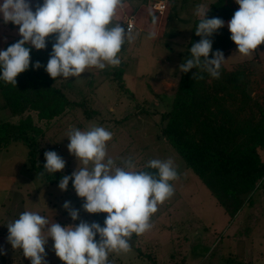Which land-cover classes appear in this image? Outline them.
Masks as SVG:
<instances>
[{
    "label": "rangeland",
    "instance_id": "rangeland-1",
    "mask_svg": "<svg viewBox=\"0 0 264 264\" xmlns=\"http://www.w3.org/2000/svg\"><path fill=\"white\" fill-rule=\"evenodd\" d=\"M134 1L137 4L141 2L139 5L159 2ZM174 1H177V6L173 4L176 13L169 23L166 37L159 44L166 54L153 57L151 51L154 44L147 33L139 34L137 30L132 33L134 39L128 41L118 54L121 60L118 66H106L103 70L90 68L80 78L59 80L58 87L72 102L89 98L100 113L96 118L87 120L84 110L75 106L69 116L51 126L44 144H60L66 165L75 171L77 166L82 165H78L68 151V131L71 128L85 131L93 126H102L113 134L107 142V156L117 164L122 158H131L136 165L135 170L141 171L152 159H171L174 162L179 175V179L170 182L174 195L158 206V211L151 217L150 230L130 240L131 250L128 253L109 254L110 264H154L140 257L138 249L151 254L154 259L156 255L158 264H175L182 259L181 264H223L227 258L238 259L244 264H264V197L255 195L254 204L246 206L234 220L231 219L179 153L162 137L165 126L162 117L172 110L175 95L174 91H164V87L167 82L175 86L181 80L179 66L183 61L184 44L192 33L194 10L197 5L208 7L216 0ZM29 2L32 7L43 4V0ZM231 5L239 9L235 0ZM0 23L5 24L3 17H0ZM2 32L0 51H3L7 41ZM224 58L222 66L228 72L239 64H245L252 80L248 92L262 102L264 44L252 56L243 57L234 49ZM139 59L146 67L138 68ZM161 62L165 65L160 70ZM122 64L126 67L120 85L113 73L122 68ZM139 71L142 72L140 75ZM136 87L141 91L137 92ZM32 116L37 123L36 115ZM10 117V112L3 108L0 95V120ZM13 120L17 122L19 118ZM27 154V147L21 143L11 144L7 150L0 152V264H31L22 250H13L7 241L6 224L18 219L24 211L36 212L62 226L78 225L81 220L89 224L93 222L92 215L82 207L84 199H79L72 192L61 191L58 185H47L36 177V173L29 169ZM66 201L79 210L78 220L73 221L63 208ZM96 240H99L98 234ZM53 243L49 237L45 245L47 264H64L55 255ZM153 247L156 249L153 250ZM175 251L179 254L172 257Z\"/></svg>",
    "mask_w": 264,
    "mask_h": 264
},
{
    "label": "clouds",
    "instance_id": "clouds-1",
    "mask_svg": "<svg viewBox=\"0 0 264 264\" xmlns=\"http://www.w3.org/2000/svg\"><path fill=\"white\" fill-rule=\"evenodd\" d=\"M235 3L239 9L227 25L230 38L237 45V53L249 57L264 44V0ZM124 6L125 0H43L33 11L29 0H2L0 14L4 23L19 26L22 38L0 51V80L16 86L17 76L29 69L31 48L46 49V38L53 35L55 43L45 67L53 80L80 78L90 68L118 66V54L134 39L131 29L115 19ZM209 11L202 4L196 6L194 15L201 19L195 35L201 39L189 48L190 58L184 59L179 69L188 73L201 68L218 79L226 59L220 50L209 59L213 44L209 37L225 22L221 18H206ZM155 36V31L148 33L149 39ZM41 66L39 61L33 65L35 69ZM192 78L203 79V75L195 72ZM112 135L102 126L85 131L71 128L67 148L82 166H77L71 175H62L58 183L61 191H67L72 181L77 196L84 199L85 212L106 213L103 227L84 220L78 225L62 226L33 211H24L6 224L8 243L13 250H22L31 264H47L45 245L49 237L54 241L55 255L64 264H110L109 254L128 253L133 234L140 236L150 230L151 217L158 206L174 195L170 182L179 179V175L171 159L150 160L146 167L157 170L155 173L135 170L131 158H122L117 164L107 156V142ZM44 157L43 170L47 173L64 170L66 161L57 152L46 151ZM63 208L73 221L80 218L79 210L72 208L70 202L66 201Z\"/></svg>",
    "mask_w": 264,
    "mask_h": 264
},
{
    "label": "trees",
    "instance_id": "trees-1",
    "mask_svg": "<svg viewBox=\"0 0 264 264\" xmlns=\"http://www.w3.org/2000/svg\"><path fill=\"white\" fill-rule=\"evenodd\" d=\"M125 2L135 4L134 0ZM231 3L232 0H216L207 7L210 11L206 13V18H221L225 22L224 27L209 37L213 41L209 59L213 58L212 54L217 50L226 55L237 49L227 26L238 10ZM35 9L33 6L32 10ZM194 16L190 39L184 44L182 63L184 59L190 58L189 48L192 44L201 39L195 35L201 18ZM6 25L12 29L19 28L11 22ZM21 38L8 41L3 50ZM46 40V49L31 48L29 69L17 76L16 86L0 80L3 108L11 116L0 120V152L7 150L11 144H23L27 147L29 169L45 184L58 185L62 175H71L74 170L68 165L62 172L54 174L43 170L46 151H55L62 158L65 157L60 144L45 146L48 130L57 121L69 116L75 106L84 110L87 120L96 118L100 112L93 107L89 98L72 102L63 89L58 87L61 78L53 80L45 71L55 35ZM37 61L42 65L39 69L33 67ZM244 66L243 63L239 64L229 72L221 66L218 79L201 68H193L188 73L181 72V80L174 88L172 110L162 117L165 122L162 137L179 153L187 167L233 220L246 206L254 204L255 195L264 197V100L260 102L249 94L251 73ZM123 72L124 67L113 73L120 85ZM195 72L203 75V79L192 78ZM32 114L36 115L37 123ZM14 118H19V121L16 122ZM142 171L155 173L157 170L146 167ZM67 192L77 196L71 180ZM91 215L93 222L104 226L106 213ZM138 237L133 234L131 239ZM138 253L154 264L158 261L156 255L154 259V256L140 249ZM176 254L179 252L175 251L172 257ZM223 264L244 263L227 258Z\"/></svg>",
    "mask_w": 264,
    "mask_h": 264
},
{
    "label": "crops",
    "instance_id": "crops-1",
    "mask_svg": "<svg viewBox=\"0 0 264 264\" xmlns=\"http://www.w3.org/2000/svg\"><path fill=\"white\" fill-rule=\"evenodd\" d=\"M163 2H166L167 9L163 13H158L153 5L151 3L149 4H137V1H135V4L125 2V6L123 9L119 10L117 12V15L115 17L117 22H120L125 26L127 29V20L129 18L134 19L135 28L132 30V33L134 31H139V34L143 33H149L150 31H155L156 36L151 39V43L154 44V48L151 51V55L154 57L156 54L159 56H162L166 54L161 50V47L159 46L160 42L163 38L166 37L168 33V26L171 22L172 18H174V7L173 4L177 6V1L172 0L171 2L168 0H162ZM2 2V0H0ZM173 2V3H172ZM207 9V7H205ZM0 17L2 18V14H0ZM181 17V16H180ZM178 18V15L176 16ZM201 18V17H198ZM155 20V23H154ZM0 31L3 33V37L7 40L6 43L14 38L21 37L19 35V28L12 29L8 27L7 25L0 23ZM166 56V55H165ZM139 67H146V65H142V61L139 59ZM165 64L162 62L159 65V69L161 70L164 67ZM121 67H126V64H122ZM168 69H170L169 65L166 66ZM137 68V69H138ZM144 71V70H143ZM146 72V71H145ZM142 73L141 71L138 72V75ZM97 74V73H96ZM98 75V74H97ZM169 75V74H166ZM162 77H159L160 79ZM177 80V79H176ZM176 80L174 82H176ZM176 86V85H175ZM175 86L173 84H167L164 87V91H174ZM137 92H140L141 89L139 87H136Z\"/></svg>",
    "mask_w": 264,
    "mask_h": 264
},
{
    "label": "built area",
    "instance_id": "built-area-1",
    "mask_svg": "<svg viewBox=\"0 0 264 264\" xmlns=\"http://www.w3.org/2000/svg\"><path fill=\"white\" fill-rule=\"evenodd\" d=\"M153 7L158 13H163L167 9V4H166V2L159 1L158 3L156 2L153 5ZM126 24H127V29L130 28L131 31L135 28L134 19H132V18H129L127 20Z\"/></svg>",
    "mask_w": 264,
    "mask_h": 264
}]
</instances>
